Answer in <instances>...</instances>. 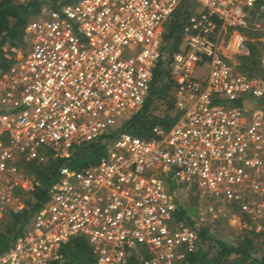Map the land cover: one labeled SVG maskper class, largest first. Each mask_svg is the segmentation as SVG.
<instances>
[{"label": "built area", "instance_id": "2783aa9c", "mask_svg": "<svg viewBox=\"0 0 264 264\" xmlns=\"http://www.w3.org/2000/svg\"><path fill=\"white\" fill-rule=\"evenodd\" d=\"M183 1L74 0L30 18L29 47L0 71V209L16 199L20 158L45 161L141 108L164 24ZM187 1L201 10L190 7L167 66L179 118L150 138L121 131L91 167H63L0 264H49L74 235L95 264H127L139 248L142 264H213L190 259L197 229L175 216L176 188L194 180L200 197L261 213L252 199L264 198V74L240 67L253 42L264 73V0Z\"/></svg>", "mask_w": 264, "mask_h": 264}, {"label": "trees", "instance_id": "16d2710c", "mask_svg": "<svg viewBox=\"0 0 264 264\" xmlns=\"http://www.w3.org/2000/svg\"><path fill=\"white\" fill-rule=\"evenodd\" d=\"M74 0H0V71L11 66L17 58L18 52L29 47L26 33L27 22L34 13L47 8H60L64 3ZM190 2L183 1L164 24L162 49L170 56L179 48L182 40V30L191 14ZM251 37L253 33H248ZM250 56L241 59L242 71L263 75L259 56L261 51L256 44L249 42ZM163 54L160 56L154 70L150 94L145 103L137 111L125 118L119 126L110 132H105L94 138H77L64 145L59 150L49 149L48 158L42 162L26 161V170L19 185L26 189L27 194L18 207L9 206L0 211L8 216L6 223L0 227V255L12 248L17 237L23 233L25 226L33 215L40 211L49 198V188L62 177V168L80 170L95 165L101 156L107 152V145L112 143L121 131H129L144 138L154 136L153 128L158 125L169 129L179 118L180 110L175 105V98L167 100L166 112L154 114L155 100L168 96L173 86L168 68H163ZM165 77L168 81L165 82ZM166 100V99H165ZM174 110V111H173ZM29 176H28V174ZM18 185V187H19ZM175 187V185H174ZM172 184V189L174 188ZM250 212L243 208L242 222L247 225V232L241 235L239 242L218 238L215 227H196L195 221L183 206H178L176 218L189 221L197 229L200 239L199 248L191 255L193 262H211L213 264H233L230 256L236 257L237 264H264V248H256V237H261L264 245V224L254 225L249 233L253 218ZM257 227V228H256ZM249 228V229H248ZM216 249V253L209 255L205 247ZM135 250L129 257L127 264H142L141 255L147 256L145 248ZM260 251V252H259ZM60 258L50 261L49 264H95V250L84 235H74L58 246ZM259 253V254H255Z\"/></svg>", "mask_w": 264, "mask_h": 264}, {"label": "rangeland", "instance_id": "374dc122", "mask_svg": "<svg viewBox=\"0 0 264 264\" xmlns=\"http://www.w3.org/2000/svg\"><path fill=\"white\" fill-rule=\"evenodd\" d=\"M47 8V6H44L42 9L34 13L33 17H37L43 13V9ZM191 8H194L195 10H201V6L197 4V1L191 4ZM170 54L165 51V53L162 56L163 64L162 67L168 68V62H169ZM168 78L165 77V82L167 83ZM174 90L175 85L173 84L172 88L170 89V92L168 96L163 97L162 99L155 100L156 109L154 110V114L160 115L163 111L166 112L167 108V100L171 98V96H174ZM175 98V96H174ZM166 99V100H165ZM174 111V110H173ZM129 115H126L125 117H122L116 124V126H119L122 121L127 118ZM26 159L20 158L19 159V172L21 174V180L24 177V173L27 172L26 170ZM28 174V173H27ZM29 176V174H28ZM175 184H173L174 187ZM178 206H183L187 213L192 216V218L195 221L196 227H204V226H210L215 227L217 230L218 238H221L222 240H229L231 243H238V238L245 234L247 232V225L242 222L241 219H243L242 210L243 208H246L243 206L242 203H229L222 200L212 199V198H203L200 197L199 194V188L197 181L194 180L190 186H184L181 188H176L175 190ZM25 194H27L26 189L22 188V186L19 185L18 190L16 192V199L14 200L13 204L11 206L18 207L22 204V200L25 197ZM264 199V198H263ZM257 197L252 199L254 202V205H257L258 203L262 202L264 203V200ZM262 208V211L257 217L253 216L251 214V217L253 218V221L251 222V227L249 233L252 231L254 225L256 226H263L264 224V206H260ZM249 211L248 209H246ZM247 211V212H248ZM250 214V213H249ZM235 217H234V216ZM234 217V219H232ZM8 216L5 214V212L0 211V227H3L4 224L7 221ZM179 224L184 227H192L190 225L189 221L179 220ZM248 228V229H249ZM257 228V227H256ZM256 248H264L262 238L256 237ZM236 243V244H237ZM205 249L209 252V255L215 254L216 249L205 247ZM260 252V251H259ZM141 254V253H140ZM259 254V253H255ZM229 261H231L233 264H237L236 257L230 256ZM227 264V263H226Z\"/></svg>", "mask_w": 264, "mask_h": 264}, {"label": "crops", "instance_id": "0c3cea01", "mask_svg": "<svg viewBox=\"0 0 264 264\" xmlns=\"http://www.w3.org/2000/svg\"><path fill=\"white\" fill-rule=\"evenodd\" d=\"M234 216V215H233ZM235 217V216H234ZM234 217L232 219H234Z\"/></svg>", "mask_w": 264, "mask_h": 264}]
</instances>
